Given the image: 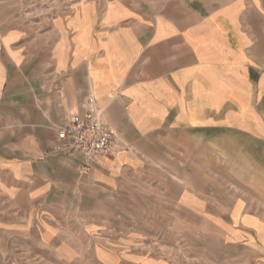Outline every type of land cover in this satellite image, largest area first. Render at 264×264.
Masks as SVG:
<instances>
[{
  "label": "crops",
  "instance_id": "obj_1",
  "mask_svg": "<svg viewBox=\"0 0 264 264\" xmlns=\"http://www.w3.org/2000/svg\"><path fill=\"white\" fill-rule=\"evenodd\" d=\"M31 28L0 20V231L58 249L122 217L201 216L264 261V216L217 191L208 161L227 150L264 167V0L169 13L86 0ZM89 96L130 148L84 174L79 154L47 152Z\"/></svg>",
  "mask_w": 264,
  "mask_h": 264
},
{
  "label": "rangeland",
  "instance_id": "obj_2",
  "mask_svg": "<svg viewBox=\"0 0 264 264\" xmlns=\"http://www.w3.org/2000/svg\"><path fill=\"white\" fill-rule=\"evenodd\" d=\"M85 1L0 0V20L16 21L42 33L53 18L71 16ZM126 1L150 12L169 13L223 0ZM258 150V154H264L263 148ZM216 155L217 163L211 155L208 158L210 183L214 181L219 192L231 191L245 197L251 209L264 216V167H240L231 151H219ZM111 229L87 235L78 231L74 237L68 231L71 237L65 238L66 246L58 249L30 235L14 236L0 231V264H264L254 251L224 242L222 235L201 216L133 215L114 220ZM118 236L124 237L126 242L118 240ZM131 237L139 241L134 242ZM106 250L118 256L116 262L102 260L107 257ZM136 251L144 257L131 262L130 254Z\"/></svg>",
  "mask_w": 264,
  "mask_h": 264
},
{
  "label": "built area",
  "instance_id": "obj_3",
  "mask_svg": "<svg viewBox=\"0 0 264 264\" xmlns=\"http://www.w3.org/2000/svg\"><path fill=\"white\" fill-rule=\"evenodd\" d=\"M130 145L121 141L117 130L102 116L94 96H89L83 111L71 112L57 129V140L48 153H76L81 156V170L87 174L93 163L113 157Z\"/></svg>",
  "mask_w": 264,
  "mask_h": 264
}]
</instances>
